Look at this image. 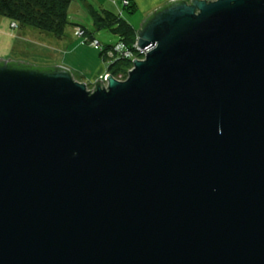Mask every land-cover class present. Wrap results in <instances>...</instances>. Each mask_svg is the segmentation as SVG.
Listing matches in <instances>:
<instances>
[{
    "label": "water",
    "instance_id": "95a60500",
    "mask_svg": "<svg viewBox=\"0 0 264 264\" xmlns=\"http://www.w3.org/2000/svg\"><path fill=\"white\" fill-rule=\"evenodd\" d=\"M94 91L0 59V264H264V0H175Z\"/></svg>",
    "mask_w": 264,
    "mask_h": 264
},
{
    "label": "trees",
    "instance_id": "16d2710c",
    "mask_svg": "<svg viewBox=\"0 0 264 264\" xmlns=\"http://www.w3.org/2000/svg\"><path fill=\"white\" fill-rule=\"evenodd\" d=\"M72 1L0 0V16L15 23L19 29L35 28L40 32H46L62 39L68 24H70L69 9ZM126 10L132 12L134 7L130 5ZM92 14L97 28H107L119 36V43L133 49L137 39L136 31L126 21L109 12L93 11ZM88 38L93 39L94 37ZM113 48L114 45L105 46L103 52H100L101 58H104L103 55ZM132 66V60L120 58L108 65V73L117 78L120 75L126 78Z\"/></svg>",
    "mask_w": 264,
    "mask_h": 264
},
{
    "label": "crops",
    "instance_id": "0c3cea01",
    "mask_svg": "<svg viewBox=\"0 0 264 264\" xmlns=\"http://www.w3.org/2000/svg\"><path fill=\"white\" fill-rule=\"evenodd\" d=\"M85 1V0H84ZM175 1V0H130L131 5L134 7V10L132 12L127 11L123 7L122 0H96L99 4V10L97 9H91V13L93 11L98 12H109L112 14H115L116 16H120L124 21H126L132 28L136 31V37H137V31L140 29L142 22L149 17L152 13L162 8L165 4L168 2ZM189 1V0H187ZM88 8H91L89 3H87ZM11 21H9L6 18L1 17L0 18V59L2 60H8V58H12L13 61H23L25 63L34 65V66H43V67H65L67 69L72 70L74 73H76L77 65L75 62L71 61L73 57L78 54L77 52L85 46L83 44L82 38H79L75 35V28L81 27L83 28L87 36L94 37L95 39V33L89 31L87 28H85L82 25L79 24H73V30L66 32L62 39H58V43H56V47L59 52H61L62 58L59 59L58 57H53L52 60H49V62H45L43 59L36 58L29 59L24 56H19V54H16L20 51L15 52L16 42L21 38V33H15L13 32V28L11 29ZM20 31V30H18ZM137 42V39H136ZM40 43V42H38ZM87 43V42H86ZM100 43V42H99ZM101 44V43H100ZM41 45V44H40ZM106 45V44H105ZM96 50V49H95ZM17 55V56H16ZM52 61V62H50ZM102 64L99 66L96 65L92 69V76L89 77L90 82L101 78L108 74L107 64L102 60ZM80 73V72H79ZM80 82H88V79L85 80H79Z\"/></svg>",
    "mask_w": 264,
    "mask_h": 264
},
{
    "label": "rangeland",
    "instance_id": "374dc122",
    "mask_svg": "<svg viewBox=\"0 0 264 264\" xmlns=\"http://www.w3.org/2000/svg\"><path fill=\"white\" fill-rule=\"evenodd\" d=\"M86 2L89 3L91 8H88ZM92 8L94 10L95 9L99 10V4L98 2H96V0H85V1L84 0H73L71 3L70 9H69L70 24H68L66 28L67 29L66 32L73 30L74 28L73 24H79L87 28L89 31L95 33L94 34L95 39L101 43V47L117 45L120 40L119 36L114 34L112 31L108 30L107 28L99 29L95 26L93 14L91 13ZM11 29H12V26H11ZM12 30L16 34L21 33V38L17 40L16 47H15V52L17 50L20 51L16 53V54H19V56L22 55L29 59H32V57L34 59L40 58V59H43L45 62H49V60H52L53 57L54 58L58 57L59 59L62 58L61 52H59L58 49L55 48L56 43H58L59 40H57V38L53 36L52 34H49L46 32L45 33L40 32L38 29H35V28L19 29L17 27ZM82 40L85 41V38H82ZM83 44H85V46L80 48V50L77 52L78 54H76V56L71 59V61L78 64L76 73H74L72 70L71 71L76 81L88 79V82H81V83H86L88 90L94 91L95 84L97 81H99L100 78L95 79L90 82L89 77L92 76V71H91L92 69L90 68H94L96 65L98 66V64L100 66L102 64L101 63L102 60L105 63L107 61L104 60L105 56L103 55L104 58H101L100 51L95 50L89 43L83 42ZM10 59L12 60V58ZM138 59L144 60L143 57H139ZM132 68L130 70H132ZM107 69H108V66H107ZM108 75H111V74L108 73ZM116 78L117 77H115V79ZM126 78L121 81L126 80ZM94 81H95V84L93 86L88 85L89 83L90 84L94 83ZM104 83L106 84L105 87H108L107 83L106 82Z\"/></svg>",
    "mask_w": 264,
    "mask_h": 264
},
{
    "label": "built area",
    "instance_id": "2783aa9c",
    "mask_svg": "<svg viewBox=\"0 0 264 264\" xmlns=\"http://www.w3.org/2000/svg\"><path fill=\"white\" fill-rule=\"evenodd\" d=\"M207 1H215V0H207ZM122 3H123V7L125 9L131 5L130 0H122ZM11 26L13 29L17 28V25L15 23H12ZM75 35L79 38H85V41L87 43H89L94 49H96L100 52H103L105 46L101 47V44L94 38L89 39L86 31L83 28H81V27L75 28ZM137 44H138L137 42L134 44L133 49L127 48L123 43H118L117 45H115L113 49L107 51L106 54L104 55L106 58L105 61H107L106 62L107 66L111 62H114L115 60H118L120 58L129 59L132 61L135 59H138L139 57L145 58L146 52L143 49H141ZM107 76H108V74L105 75L104 77H101L99 79V81H103V82L107 83ZM127 77H128V74H127ZM123 79H125L123 77V75H120L117 80L121 81ZM94 84H95V81H94V83H92V84L89 83L88 85L93 86Z\"/></svg>",
    "mask_w": 264,
    "mask_h": 264
}]
</instances>
